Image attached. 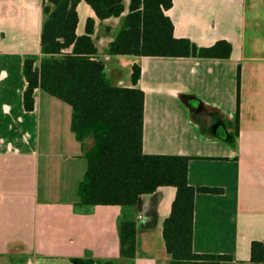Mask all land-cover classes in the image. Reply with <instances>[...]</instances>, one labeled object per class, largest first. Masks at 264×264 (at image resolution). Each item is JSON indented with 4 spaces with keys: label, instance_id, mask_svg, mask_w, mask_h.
I'll return each instance as SVG.
<instances>
[{
    "label": "crops",
    "instance_id": "1",
    "mask_svg": "<svg viewBox=\"0 0 264 264\" xmlns=\"http://www.w3.org/2000/svg\"><path fill=\"white\" fill-rule=\"evenodd\" d=\"M172 1L166 15L175 38L199 48L226 41L230 57L106 55L130 0L122 17L102 23L81 1L76 34H85L88 19L95 21L98 59L114 85L132 88V68L140 67L143 153L188 157L189 184L221 190L195 197L194 252L231 257L223 264H251V244L264 245V0ZM42 26L43 0H0V260L169 264L163 223L176 188L140 197L135 209L79 206L83 151L92 141L83 148L71 131V107L41 90L34 93L35 109L25 110L24 63L40 65ZM123 218L137 225L132 260L120 258Z\"/></svg>",
    "mask_w": 264,
    "mask_h": 264
},
{
    "label": "trees",
    "instance_id": "2",
    "mask_svg": "<svg viewBox=\"0 0 264 264\" xmlns=\"http://www.w3.org/2000/svg\"><path fill=\"white\" fill-rule=\"evenodd\" d=\"M84 1L102 23L125 13L124 0H43V26L40 65L27 59L24 75L27 89L24 108L35 109L36 90L71 107V131L83 148L86 172L78 186L79 206H119L135 209L140 197L154 194L160 187L176 188L170 216L163 223V237L169 264H223L231 257L198 254L193 249L195 197L198 193L220 194L213 188L189 184L188 157L146 155L143 153L144 92L136 88L141 76L132 68V88L113 84L98 59L93 41L95 21L88 19L85 34L77 36V6ZM172 0H130L128 13L113 33L108 56L227 59L232 46L219 41L199 48L188 39L174 37V26L166 12ZM240 106V67L237 71V119ZM137 225L119 222L120 258L136 256ZM251 264H264V245L251 244ZM71 264H116L74 258Z\"/></svg>",
    "mask_w": 264,
    "mask_h": 264
},
{
    "label": "rangeland",
    "instance_id": "3",
    "mask_svg": "<svg viewBox=\"0 0 264 264\" xmlns=\"http://www.w3.org/2000/svg\"><path fill=\"white\" fill-rule=\"evenodd\" d=\"M84 34V31H82V35ZM91 143L92 142H90V141H88L87 142V147H89L90 145H91ZM45 179H46V177H45V175H44V182H45ZM41 185H42V183H41ZM47 185V181L45 182V186ZM47 188V187H46ZM43 191L41 190V193H42ZM44 192H46V190H44ZM0 264H8V263H6V261L4 260V261H1L0 260ZM10 264H20L19 262H13V263H10Z\"/></svg>",
    "mask_w": 264,
    "mask_h": 264
}]
</instances>
